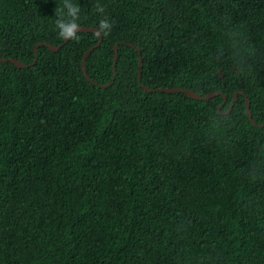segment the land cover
<instances>
[{"label": "trees", "instance_id": "obj_1", "mask_svg": "<svg viewBox=\"0 0 264 264\" xmlns=\"http://www.w3.org/2000/svg\"><path fill=\"white\" fill-rule=\"evenodd\" d=\"M0 57V264H264V0H0Z\"/></svg>", "mask_w": 264, "mask_h": 264}, {"label": "water", "instance_id": "obj_2", "mask_svg": "<svg viewBox=\"0 0 264 264\" xmlns=\"http://www.w3.org/2000/svg\"><path fill=\"white\" fill-rule=\"evenodd\" d=\"M78 31H91V32H95V33H97V41H96L94 44L90 45V46H89V47L83 52L82 57H81V69H82V72H83V73L85 74V76H86L85 68H84V59H85L86 55H87V54H88V53H89V52H90L95 46H97V45L100 43V41H101V34H100V32L98 31V29H97L96 27H87V26H84V25H80ZM66 40H67V39H63V40H62V43L65 42ZM39 44L45 45L47 48L53 50V49L58 48V47L60 46L61 43L56 44V45L50 44V43H48V42H39V43H36L35 46H34V48H33V51H34V57H33V59L29 62V64H31V63H33V62L35 61L36 47H37ZM128 45L134 47V48L136 49L137 53H138V66H139V68H138V71H137V79H138V81H139V79H140V72H141V68H140V67H141V57L139 56V49H138L137 47L133 46L132 44H128ZM113 50H114V54H113V69H114V63H115V60H116V45H115V44L113 45ZM6 60H8V61L14 63L17 67H24V66L26 65L25 63H23V62H21V61L15 59V58H13V57H0V61H6ZM218 73L220 74V71H218ZM86 77H87V79H89L90 81H92L88 76H86ZM111 80H112V79H111ZM111 80L108 81V83L101 84V86H107L108 84L111 83ZM139 85H140L144 90H146V91L183 92V93H185L188 97L193 98V99H197V100L208 99V98H210L211 96H213V95H215V94L218 93V91H211V92H207V93L204 94V95H200V94H197L196 92H194V91H192V90H190V89H188V88H184V87H154V88H153V87H147L146 85L142 84L141 82H139ZM236 94H237L236 91H234V92L232 93V98H231V100H230V103H229L227 109L224 110L223 112H226V111H228V110L230 109L232 103L234 102V100H235V98H236ZM222 98H223V99H222L221 103L224 102V100H225V96L222 95ZM244 105H245V112H246L248 118L250 119L251 123H252V124H256L255 121L251 118V114H250V111H249V108H248V101H247L246 97H245V99H244ZM219 106H220V105L217 106V111H219V108H220ZM219 112H220V111H219ZM263 124H264V122L261 123L260 125H263ZM262 146H263V148H264V141H263Z\"/></svg>", "mask_w": 264, "mask_h": 264}, {"label": "clouds", "instance_id": "obj_3", "mask_svg": "<svg viewBox=\"0 0 264 264\" xmlns=\"http://www.w3.org/2000/svg\"><path fill=\"white\" fill-rule=\"evenodd\" d=\"M65 6L69 9L67 16L70 17V19H57L56 28L58 29V36L61 39L78 40L79 37L77 33L80 25L78 23L79 17L77 13H79L80 9L78 6H68L64 4V7ZM97 10L103 12V8L100 5H97ZM59 11L61 14L63 13V9H60ZM112 27V23L109 20L103 19L99 23L98 31L106 36L111 32Z\"/></svg>", "mask_w": 264, "mask_h": 264}]
</instances>
